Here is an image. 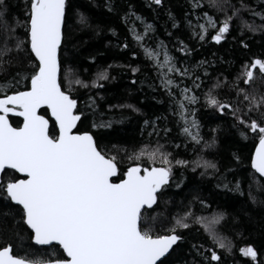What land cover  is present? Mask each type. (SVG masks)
Here are the masks:
<instances>
[{
	"label": "snow or ice",
	"instance_id": "6c2138e0",
	"mask_svg": "<svg viewBox=\"0 0 264 264\" xmlns=\"http://www.w3.org/2000/svg\"><path fill=\"white\" fill-rule=\"evenodd\" d=\"M149 3L163 7L164 0H149ZM259 3L264 5V0ZM24 4L25 18L21 20L11 13L9 0H0V199L19 206L14 211L0 212V239L7 234L19 236L30 230L28 235L35 245L51 246L53 250L48 257L36 259L33 253L21 254L11 243H4L0 245V264H167L170 250L184 239L181 231L191 227L189 218L193 214H178L172 227L156 232L148 223L149 219L155 222V218L150 217L147 210L153 208L159 198L157 194L169 184L173 164L188 167L190 162L175 159L171 152L162 151L163 146L154 150L144 146L132 154H128L127 148L123 149L128 161L135 163L122 168L117 155L109 154L93 132L81 131L78 125L83 127L87 115L78 107L71 85L88 88L89 84L67 67L69 62L62 55L71 2L24 0ZM194 7H202L199 0ZM209 7L223 12L224 18L218 22L204 12L205 23L198 24L199 31L193 32V37L202 43L210 39L220 44L227 38L235 19L241 21V35L244 29L253 33L264 32V24L257 26L240 15L248 12L264 21V11H256L245 0H239L238 6L231 0H209ZM106 10L109 13L118 11L113 0H106ZM77 16L79 24L88 26L86 15L78 13ZM132 17L143 23L142 17L131 10L125 12L122 19L127 25L132 22ZM169 19L172 27H180L171 13ZM188 24L192 27L191 21ZM18 29L23 30V36L18 34ZM210 29L213 30L211 35ZM128 30L142 48L145 59L160 70L157 76L175 105L173 114L179 116L177 126L182 128V134L201 145L200 125L190 107L199 103V97L189 95L193 89L180 88L173 79L178 75L192 80L193 88L198 89L203 83L201 77L193 69L177 67L175 58L162 41L155 47L144 43L145 37L153 31L152 24L144 25L143 35L134 28ZM180 43L178 50L187 55V47ZM124 47L129 45L124 44ZM203 64L201 61L200 65ZM138 71V67L133 68V73ZM204 75H208L206 69ZM109 79L108 71L100 70L91 87H103L99 82ZM256 80L264 81V59L261 58L244 63L233 85L237 95L234 103L239 104L241 98L246 102L243 116L247 119L237 115L241 112L239 107L217 98L215 89L221 87L219 81L205 93L207 106L221 114L229 109L239 125L258 137V145L250 157L252 181L247 192L253 204L258 203L252 193L253 184L257 191L264 190L261 179L264 178V91L256 88L248 91L240 88L239 82L251 88ZM65 81L69 85L67 90ZM173 89H179L183 99H177ZM86 106L95 110V101ZM117 107L139 111L132 104ZM41 109L50 113L48 118ZM190 115L191 120L188 119ZM10 117L22 118V122L14 126ZM91 126L107 127L110 122L97 124L93 121ZM170 131L164 129L165 133ZM241 136L248 138L244 131ZM214 145L215 138L203 147ZM233 159L237 165L243 164L239 154L233 153ZM144 161L153 166H145ZM194 163L195 167L204 169L202 175L209 169L213 172L219 170L215 163L207 160ZM228 171L235 172L236 169L229 167ZM117 177L118 181L114 179ZM222 179L227 180V176ZM229 183L231 181L224 186L228 187ZM230 190L245 195L240 180H236ZM259 204L264 205V199L259 200ZM226 219V214L217 213L211 224L219 227ZM217 227L205 226V231L219 249L231 255L234 245L218 234ZM200 249L211 254L202 257L199 264H223L215 250L205 249L203 245ZM200 249H197V255H200ZM239 251L255 264L258 252L253 246L242 247ZM193 264L197 262L193 261Z\"/></svg>",
	"mask_w": 264,
	"mask_h": 264
},
{
	"label": "trees",
	"instance_id": "16d2710c",
	"mask_svg": "<svg viewBox=\"0 0 264 264\" xmlns=\"http://www.w3.org/2000/svg\"><path fill=\"white\" fill-rule=\"evenodd\" d=\"M70 2L72 5L70 22L62 55L69 62L67 67L72 68L78 78L89 84L88 88L71 85L78 107L87 115V119L82 122L83 127L78 125V128L81 131L93 132L109 154L117 155L122 168H126L129 163H135L128 161L123 149L127 148L128 154H132L134 150L139 151L144 146L152 150L163 146L162 151L171 152L175 159L190 162L188 167L173 164L169 184L158 194V201L153 208L147 210L150 217L155 218V222L149 219L148 223L156 232H164L172 227L178 214L180 216L193 214L189 218L191 227L181 231L184 239L169 253L167 264H193V261L199 264L202 257L207 258L211 254L210 251L200 249L201 245L205 249L215 250L221 256L223 264H253L250 258L242 256L239 251L242 247L253 246L258 252L255 264H264V205L259 204V200L264 199V190L257 191L253 184L252 193L257 197V204H253L247 195L248 185L252 181L250 157L258 137L243 125H239L229 109H225L224 114H221L205 103V93L219 81L221 87L215 89L217 98L239 107L241 112L237 115L247 119L243 116L246 102L241 98L239 104L234 103L237 95L233 85L237 82V75L244 63L254 58L264 59V32L258 30L253 33L244 29V34L241 35V21L235 19L230 33L220 44L210 39L202 43L193 37L195 18H201L205 11L218 22L224 18L223 12L209 7V0H199L202 4L199 8L194 7L197 0H164L163 7L150 5L149 0H113L118 9L115 13L106 10V0ZM9 3L11 13L23 20L24 0H9ZM231 3L238 6L239 0H231ZM245 3L258 12L264 11V5H261L259 0H245ZM129 10L142 17L145 24L153 25V31L147 36L152 45L162 41L170 55L175 58L177 67L193 69L201 77L203 83L198 89L193 88L192 80H186L193 93L199 97L194 113L200 125L201 145H196L181 136L180 127L177 126L179 116L173 114L175 105L161 87V81L157 76L158 69L145 59L142 48L128 30L136 28L137 23L132 27L135 17H132V22L127 25L122 19L124 13ZM78 13L88 17V26L78 23ZM169 13L180 25L179 28L172 27ZM240 15L249 23L254 22L257 26L264 24L259 17H253L248 12H241ZM189 21L192 27H189ZM137 28L141 30L138 26ZM17 32L20 36L24 35L22 29H18ZM180 42L187 47V55L184 51L178 50L181 47ZM124 44H128L129 47L125 48ZM245 44L247 47H244ZM201 61H204L202 66ZM137 67L140 71L133 73V68ZM205 69L207 76L204 75ZM100 70H107L110 79L99 82L103 87H91ZM133 80L136 83H132ZM68 87L65 81V90ZM239 87L248 91L252 88L264 91V81L256 80L251 88L239 82ZM93 100L95 110L86 106ZM124 104H132L139 111L133 112L131 109L117 107ZM41 113L48 118L49 113H45L44 109H41ZM10 120L14 126L21 122L19 117H10ZM93 121L97 124L110 122V126L93 128L91 126ZM165 128L171 131L165 133ZM241 131L247 133V139L241 136ZM213 138H215L213 147H203L204 144L211 143ZM233 153L239 154L243 161L242 165L236 164ZM198 160L213 162L219 170L213 172L209 169L202 175L204 169L195 167L194 162ZM143 164L153 166L147 161ZM229 167L235 168L236 171L229 172ZM225 175L227 180L222 179ZM114 179L118 181L119 178ZM236 180L242 182L245 195L230 190ZM228 181L231 183L225 187ZM17 208L18 206L0 199V212L14 211ZM221 212L226 214V221L219 227L212 225L213 216ZM197 220L201 222L197 223ZM205 226L217 227L219 235L232 241L234 247L231 255L213 243L205 231ZM29 233L27 230L21 232L19 236L7 234L0 239V245L11 243L16 251L21 254L26 251L33 253L36 259L48 257L53 250L51 246L34 245ZM197 249H200V255L196 254Z\"/></svg>",
	"mask_w": 264,
	"mask_h": 264
},
{
	"label": "rangeland",
	"instance_id": "374dc122",
	"mask_svg": "<svg viewBox=\"0 0 264 264\" xmlns=\"http://www.w3.org/2000/svg\"><path fill=\"white\" fill-rule=\"evenodd\" d=\"M202 19V20H201ZM195 21H196V26L198 25V24H201V23H205V19L203 18V16H201V18L200 19H198V17H196L195 18ZM136 23H137V26L139 27V28H141V30H138V28H137V26H136V28L134 27L135 25H136ZM144 25H145V23L143 22H141V21H137V20H135L134 19V24L132 25V27H134V29H135V31H137V32H139V31H141V32H139L141 35H143L144 34ZM195 26V29H194V31H199V28L198 27H196ZM193 31V32H194ZM149 34V33H148ZM148 36V35H147ZM147 36L145 37V40H144V43L146 44V45H148V46H151V47H155V46H157L158 44H155V45H152L153 43H152V41L149 39V40H147ZM158 71H160L159 69H158ZM173 79H174V81H175V83H177V84H179L180 85V88H183V87H188V88H190L189 86H188V84H187V81L186 80H188V79H182L180 76H174L173 77ZM161 81V80H160ZM191 89V88H190ZM173 91L176 93V98L177 99H183V97H181L180 95H179V89H173ZM194 93H193V91L192 92H190L189 93V95H193ZM174 105V104H173ZM196 105V104H195ZM195 105H191L190 107L192 108V110L194 111V106ZM193 117L190 115V116H188V119L189 120H191ZM178 119H179V117H178ZM181 124H182V122H181ZM196 131V129H193V132H195ZM180 134H181V136L182 137H186L185 135H183L182 134V128L180 127ZM188 138V140H190V138L189 137H186V139ZM191 141V140H190ZM192 142V141H191ZM192 143H194V142H192Z\"/></svg>",
	"mask_w": 264,
	"mask_h": 264
},
{
	"label": "water",
	"instance_id": "95a60500",
	"mask_svg": "<svg viewBox=\"0 0 264 264\" xmlns=\"http://www.w3.org/2000/svg\"><path fill=\"white\" fill-rule=\"evenodd\" d=\"M49 115H50V113H49ZM22 119V118H21ZM259 142V141H258ZM258 142H257V144L255 145V147L258 145ZM254 152H255V148H254V150H253V153H252V155L254 154ZM263 181H264V178H261ZM159 194V193H158ZM157 194V195H158ZM154 206V205H153ZM19 207V206H18ZM30 231V230H29ZM34 244V243H33ZM35 245V244H34ZM36 246H38V245H36ZM39 247H50V246H39ZM175 247V245L173 246V248ZM172 250H170V252H171Z\"/></svg>",
	"mask_w": 264,
	"mask_h": 264
},
{
	"label": "bare ground",
	"instance_id": "6f19581e",
	"mask_svg": "<svg viewBox=\"0 0 264 264\" xmlns=\"http://www.w3.org/2000/svg\"><path fill=\"white\" fill-rule=\"evenodd\" d=\"M212 31H213V30H211V29L209 30V35H211V32H212ZM195 106H196V105H195ZM195 106H194V107H195Z\"/></svg>",
	"mask_w": 264,
	"mask_h": 264
}]
</instances>
